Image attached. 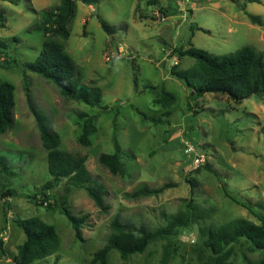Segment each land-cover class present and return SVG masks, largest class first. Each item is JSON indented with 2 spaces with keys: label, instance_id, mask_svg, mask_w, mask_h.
Instances as JSON below:
<instances>
[{
  "label": "rangeland",
  "instance_id": "374dc122",
  "mask_svg": "<svg viewBox=\"0 0 264 264\" xmlns=\"http://www.w3.org/2000/svg\"><path fill=\"white\" fill-rule=\"evenodd\" d=\"M60 1L0 0V83L15 87V124L0 135V158H6L10 166L7 173L0 170V194L10 191L13 195L5 201L0 198V241L6 252L5 256L0 253V264H15L18 247L25 241L16 219L37 217L54 227L60 237L58 252L35 264H94L95 253L112 234L115 217L155 231L165 226L166 217L183 209L185 200L213 210V216L178 231L168 247L172 254L169 264H205L209 252L203 247L201 227H220L237 219L261 224L226 197L220 181L238 201L264 214V97L236 104L222 95L193 96L172 70H188L195 60L180 58L175 51L195 47L214 56H227L249 46L264 52V0H96L92 8L77 3L66 52L81 73V84L95 82L103 94L102 106L109 110L65 98L49 81L24 71V65L40 55L45 42L35 30L41 22L39 12ZM249 14L260 24L252 23ZM99 18L115 29L113 35L104 32ZM153 87L171 94L173 101L163 103L151 91ZM29 98L58 134L60 150L86 157L89 172L107 190L109 210L105 213L86 191L69 194L73 214L86 219L82 241L60 210L31 199L50 181V175L48 153ZM79 112L98 116L97 134L88 148L79 144ZM139 112L161 118L162 123L145 120ZM166 112L170 117H163ZM115 139L122 151L125 177L113 176L98 162L100 155L115 153ZM186 143L197 155L187 154ZM197 157L204 160L199 166L194 164ZM206 165L219 178L207 171ZM63 184L58 194H62ZM165 184L173 187L161 195L128 197L142 186L156 189ZM167 246L166 241H158L127 260L112 251L108 261L161 264ZM249 247L245 242L237 244L230 262L258 261L261 255Z\"/></svg>",
  "mask_w": 264,
  "mask_h": 264
},
{
  "label": "trees",
  "instance_id": "16d2710c",
  "mask_svg": "<svg viewBox=\"0 0 264 264\" xmlns=\"http://www.w3.org/2000/svg\"><path fill=\"white\" fill-rule=\"evenodd\" d=\"M250 3H260L261 0H249ZM77 3L85 6H93L96 0H61L60 4L50 9L39 12L41 22L35 27L45 38L42 51L37 59L24 65V71H29L52 83L68 99L82 102L91 108L103 107V94L101 89L93 82L90 86L81 84V73L66 52V44L70 39V25L75 17ZM248 18L254 24H260V20L249 14ZM101 28L111 36L115 29L107 22L99 18ZM2 52H0L1 54ZM180 57H190L195 60V65L185 71L172 74L183 80L191 90L193 96L203 97L208 94L226 96L230 101L241 104L253 97H264V52H258L252 47L246 46L237 52L227 56H214L207 51L190 47L186 51L176 50ZM151 91L162 98L163 103L173 101V96L157 87ZM30 110L35 117L43 147L48 153L47 164L50 181L38 192L34 198L36 203L55 207L71 223L76 238L83 240L81 228L85 218L75 216L69 207V194L73 191H86L89 198L101 212H107L109 207L105 199L108 195L104 185L94 178L87 168V158L70 154L60 150V138L47 125L43 117L32 105L29 98ZM15 87L8 82L0 83V135H4L13 129L15 124ZM145 120L154 124H161V118H150L139 112ZM82 122V134L79 144L83 147L92 145V138L97 134L96 123L98 116L87 113H77ZM163 117H170L166 112ZM115 143V153L102 154L98 158L101 167L108 170L113 176L127 175L122 163V151ZM205 169L219 178L218 174L209 166ZM0 170L2 173L10 171L6 158H0ZM227 198L247 209L261 222L256 225L245 219L233 220L220 227L203 226L200 235L203 247L209 252L208 261L205 264H232L231 257L237 244L247 243L250 250L259 253L261 258L251 264H264V214L259 215L257 210L245 203L238 201L220 181ZM62 185V194L57 189ZM192 189L195 184H191ZM173 185L165 184L160 188L151 189L147 186L135 190L128 197L138 199L141 197L158 196L171 189ZM12 192L0 194V198L12 197ZM7 206V201L4 203ZM264 209V207L262 208ZM213 216V210L201 208L194 200H185L183 209L176 215L166 217V224L155 231H149L123 221L119 216L111 223L112 234L105 246L94 255V264H109V255L112 251L119 253L121 259L127 260L131 256L143 254L150 245L158 241H166L168 246L164 250L161 264H169L172 256L168 247L180 229L188 228L209 221ZM16 226L24 233L25 241L18 247L15 264H35L45 262L54 256L60 247V237L54 227L47 225L39 218L16 219ZM4 224L8 221L4 218ZM0 253L5 256L3 242L0 241ZM57 264V262L55 263Z\"/></svg>",
  "mask_w": 264,
  "mask_h": 264
},
{
  "label": "built area",
  "instance_id": "2783aa9c",
  "mask_svg": "<svg viewBox=\"0 0 264 264\" xmlns=\"http://www.w3.org/2000/svg\"><path fill=\"white\" fill-rule=\"evenodd\" d=\"M163 20H165V19L163 18ZM186 152L189 155L194 154V153L197 155L195 148L192 145H190L189 143H186ZM203 162H204L203 157H197L194 161V164L196 166H199Z\"/></svg>",
  "mask_w": 264,
  "mask_h": 264
},
{
  "label": "crops",
  "instance_id": "0c3cea01",
  "mask_svg": "<svg viewBox=\"0 0 264 264\" xmlns=\"http://www.w3.org/2000/svg\"><path fill=\"white\" fill-rule=\"evenodd\" d=\"M91 8L93 7V6H90Z\"/></svg>",
  "mask_w": 264,
  "mask_h": 264
}]
</instances>
